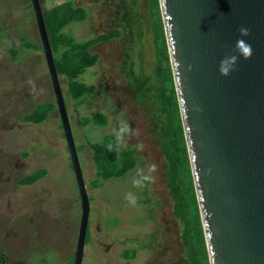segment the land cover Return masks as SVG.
Listing matches in <instances>:
<instances>
[{
  "label": "rangeland",
  "instance_id": "obj_1",
  "mask_svg": "<svg viewBox=\"0 0 264 264\" xmlns=\"http://www.w3.org/2000/svg\"><path fill=\"white\" fill-rule=\"evenodd\" d=\"M64 1L39 3L43 10ZM72 2L85 8L86 17L64 31L81 41L110 31L120 11L119 0ZM137 3L149 26L148 1ZM21 35L41 46L30 0H0V254L13 264H72L80 221L78 187L43 50L25 47ZM125 49L117 38L90 47L99 57L80 78L95 90L82 103L70 97L66 79L59 76L90 204L81 264H191L172 212L160 146L122 74ZM46 103L54 108L44 121L21 120ZM97 111L107 117L105 126L83 124ZM106 134L119 137L122 146L136 147L138 164L122 177L98 178L95 186L97 168L87 140ZM41 168L47 171L39 180L18 183ZM156 222L165 233L150 242L144 237L158 228Z\"/></svg>",
  "mask_w": 264,
  "mask_h": 264
},
{
  "label": "water",
  "instance_id": "obj_2",
  "mask_svg": "<svg viewBox=\"0 0 264 264\" xmlns=\"http://www.w3.org/2000/svg\"><path fill=\"white\" fill-rule=\"evenodd\" d=\"M80 197L72 264L90 210L39 0H30ZM209 264H264V0H158ZM252 48L228 76L238 29Z\"/></svg>",
  "mask_w": 264,
  "mask_h": 264
},
{
  "label": "trees",
  "instance_id": "obj_3",
  "mask_svg": "<svg viewBox=\"0 0 264 264\" xmlns=\"http://www.w3.org/2000/svg\"><path fill=\"white\" fill-rule=\"evenodd\" d=\"M147 1L149 26L145 24L137 0H119L120 11L110 31L83 41L76 40L64 31V27L72 21L83 20L86 17L84 7H74L72 0H67L44 8L42 12L57 74L66 79L69 95L76 103H82L95 90L93 85L80 78L99 57L98 53L90 51V47L99 41L115 38L126 46L122 53V74L134 101L144 112L149 132L160 146L164 179L175 200V213L183 217L187 226L198 229L202 237L159 3L158 0ZM20 39L25 47L42 48L28 42L24 35ZM149 41L151 49L147 48ZM53 108L52 103L37 104L21 120L39 124ZM90 122L105 126L107 117L97 111L91 117L83 118V124ZM87 144L97 168V178L91 181L95 186L100 185L98 178H119L137 165L136 147L122 146L119 137L113 134H106L96 141L87 140ZM46 171L41 168L27 174L18 183L32 184ZM0 264L13 263L0 254Z\"/></svg>",
  "mask_w": 264,
  "mask_h": 264
},
{
  "label": "flooded vegetation",
  "instance_id": "obj_4",
  "mask_svg": "<svg viewBox=\"0 0 264 264\" xmlns=\"http://www.w3.org/2000/svg\"><path fill=\"white\" fill-rule=\"evenodd\" d=\"M137 164H138V162H137ZM166 186H167V183H166ZM167 189H168V187H167ZM168 191H169V197L173 201L172 212L179 219V221L177 220V222H178V227L182 231V232H180V234L182 235L181 238H182L183 244L185 246V257H186V259L191 264H209V259H208V254H207V249H206V244H205V238H204L201 218H200V214H199V209H198V214H199V220H200V225H201V229H202V237H201L200 231L198 229H195L194 226H192V225L187 226L185 224V220L183 219V217L182 216L180 217L179 215H177L175 213V208H174L175 207V200L173 198V194L171 193V191L169 189H168ZM147 217L154 220L152 215L147 216ZM146 220H147V218H146ZM156 223L158 224V226H157L158 228L154 229L148 235L145 233L146 235H145L144 239L146 238L150 242L151 241L157 242V240H160V239L162 240L163 235L165 233L164 228L158 222H156ZM138 242H140V241H138ZM195 242L196 243L198 242V244H199L198 250L196 249L197 244L195 245ZM142 244L143 243L140 242L141 247L143 246ZM143 247H145V246H143ZM135 254H133V256H135ZM73 256H74V253L72 255V263H73ZM132 257H130V258H132ZM124 259L129 260L128 258H124Z\"/></svg>",
  "mask_w": 264,
  "mask_h": 264
},
{
  "label": "clouds",
  "instance_id": "obj_5",
  "mask_svg": "<svg viewBox=\"0 0 264 264\" xmlns=\"http://www.w3.org/2000/svg\"><path fill=\"white\" fill-rule=\"evenodd\" d=\"M239 38L236 39L233 46V51L230 54L223 56L218 63V72L222 76H228L231 71L235 69V65L238 58L248 59L252 54L251 45L243 39L249 34V30L246 27H240L238 29Z\"/></svg>",
  "mask_w": 264,
  "mask_h": 264
}]
</instances>
